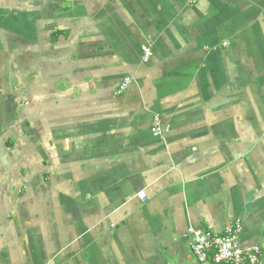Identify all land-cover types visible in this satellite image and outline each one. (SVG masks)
Returning <instances> with one entry per match:
<instances>
[{"label": "crops", "instance_id": "1", "mask_svg": "<svg viewBox=\"0 0 264 264\" xmlns=\"http://www.w3.org/2000/svg\"><path fill=\"white\" fill-rule=\"evenodd\" d=\"M235 220L264 264V0H0V264H197Z\"/></svg>", "mask_w": 264, "mask_h": 264}, {"label": "built area", "instance_id": "2", "mask_svg": "<svg viewBox=\"0 0 264 264\" xmlns=\"http://www.w3.org/2000/svg\"><path fill=\"white\" fill-rule=\"evenodd\" d=\"M227 46V43L224 44ZM153 58V50L149 45L142 48V63L148 64ZM132 78L126 77L116 89L118 96L128 91ZM152 131L155 136H162L168 132L159 116L153 120ZM146 201L145 195H140ZM242 224L235 220L229 224L223 233L211 230H196L190 228L182 235L189 243L197 264H262L263 251L261 247L245 249L240 242Z\"/></svg>", "mask_w": 264, "mask_h": 264}]
</instances>
